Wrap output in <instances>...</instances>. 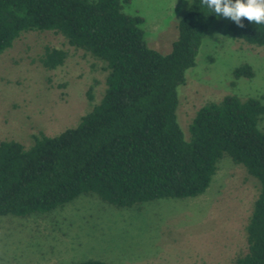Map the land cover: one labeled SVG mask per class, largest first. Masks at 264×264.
<instances>
[{"label":"trees","instance_id":"trees-1","mask_svg":"<svg viewBox=\"0 0 264 264\" xmlns=\"http://www.w3.org/2000/svg\"><path fill=\"white\" fill-rule=\"evenodd\" d=\"M131 0H0V56L29 32L61 34L70 46L104 64L107 89L76 128L41 134L26 148L0 143V218L50 213L94 194L118 208L204 195L228 156L260 184L247 227L248 253L235 264H264V97L226 96L200 109L190 138L178 119V89L195 68L217 18L194 0L179 22L169 54L151 49L144 18ZM232 36L264 48V25L229 26ZM67 53L47 49L43 65L62 66ZM253 67L235 71L252 79ZM89 99L93 100L90 91ZM78 264H108L88 259ZM206 264V263H201Z\"/></svg>","mask_w":264,"mask_h":264},{"label":"rangeland","instance_id":"rangeland-1","mask_svg":"<svg viewBox=\"0 0 264 264\" xmlns=\"http://www.w3.org/2000/svg\"><path fill=\"white\" fill-rule=\"evenodd\" d=\"M194 0H131L129 15L144 18L151 49L169 54L179 22ZM228 19H217L197 65L178 89L177 111L186 139L198 111L226 96L264 97V48L235 39ZM47 49L67 53L55 70L43 65ZM249 64L252 79L235 77ZM104 64L54 32L24 33L0 56V143L26 148L35 137H56L76 128L107 89ZM92 93L93 100L89 99ZM260 184L225 156L207 192L191 199L155 200L118 208L83 195L50 213L0 218V264H235L248 253L247 227Z\"/></svg>","mask_w":264,"mask_h":264},{"label":"clouds","instance_id":"clouds-1","mask_svg":"<svg viewBox=\"0 0 264 264\" xmlns=\"http://www.w3.org/2000/svg\"><path fill=\"white\" fill-rule=\"evenodd\" d=\"M201 8L218 20L225 18L237 27L244 28L245 21L264 25V0H200Z\"/></svg>","mask_w":264,"mask_h":264}]
</instances>
